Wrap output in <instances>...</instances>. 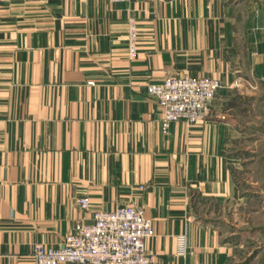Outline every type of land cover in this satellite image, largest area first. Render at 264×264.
<instances>
[{
  "label": "crops",
  "instance_id": "1",
  "mask_svg": "<svg viewBox=\"0 0 264 264\" xmlns=\"http://www.w3.org/2000/svg\"><path fill=\"white\" fill-rule=\"evenodd\" d=\"M185 76L221 88L205 119L164 134L146 89ZM237 78L264 90V13L248 4L0 0V264H33L35 245L57 249L92 212L125 206L152 224L151 264L257 263L237 245L264 229L238 232L213 208L244 202L226 116Z\"/></svg>",
  "mask_w": 264,
  "mask_h": 264
},
{
  "label": "built area",
  "instance_id": "2",
  "mask_svg": "<svg viewBox=\"0 0 264 264\" xmlns=\"http://www.w3.org/2000/svg\"><path fill=\"white\" fill-rule=\"evenodd\" d=\"M110 5L131 4L140 0H100ZM136 26L129 22L126 47L129 61L136 57ZM90 85V84H89ZM217 81L192 77H166L156 85L147 87L160 112V128L166 134L170 126L183 122L193 126L207 117L210 103L220 89ZM82 211H89L86 198L76 201ZM152 224L141 210L125 206L111 213L92 212L91 223L77 224L63 245L57 249H44L35 245L33 264H151L144 243L152 239ZM185 238L177 239V255L184 256Z\"/></svg>",
  "mask_w": 264,
  "mask_h": 264
},
{
  "label": "rangeland",
  "instance_id": "3",
  "mask_svg": "<svg viewBox=\"0 0 264 264\" xmlns=\"http://www.w3.org/2000/svg\"><path fill=\"white\" fill-rule=\"evenodd\" d=\"M222 1L226 5L248 4L252 14L264 13V0ZM251 85L254 84L237 78L230 87L232 97L226 105V116L235 124L237 131V139L230 151L231 174L244 202L238 206L213 207L215 215L225 218L226 223L233 226L232 229L244 233L264 229V90L258 88L251 91L247 88ZM240 237L237 239L240 240ZM238 242V258L241 256L244 261L247 256L258 254L255 264H264V238Z\"/></svg>",
  "mask_w": 264,
  "mask_h": 264
}]
</instances>
